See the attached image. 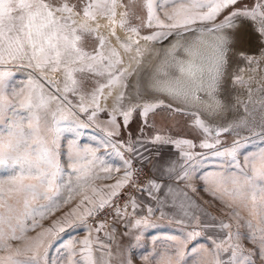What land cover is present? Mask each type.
Instances as JSON below:
<instances>
[{"label": "snow or ice", "instance_id": "1", "mask_svg": "<svg viewBox=\"0 0 264 264\" xmlns=\"http://www.w3.org/2000/svg\"><path fill=\"white\" fill-rule=\"evenodd\" d=\"M242 3L243 0H0V164L11 162L13 166L12 174L0 176V249H12L7 256H0V264H61V261L63 264H107L104 255L108 246L100 241L99 236H92L93 229L87 225V219L102 211L106 205H111L112 198L119 195L118 190L128 183L132 173L126 170L121 179L105 186L110 189L106 195L94 199L100 192L91 183L98 178L94 170L98 164L105 163L97 155L98 149L80 148L75 141H70L68 167L71 172L67 173L68 178L65 179L66 170L60 159L59 142V123L67 119V93H79V107L86 112L88 108L83 103L85 94L100 110L104 88L127 86L123 84V79L129 73L126 68L118 67L123 63L122 58L116 48L108 46V37L100 33L99 20L108 19L111 36H116V26L131 33L123 43L125 51L131 50L133 44H139V39L134 37L159 41L175 34L182 38L197 23L210 24L211 27L197 30L200 34L195 40L181 43L177 39L175 50L182 55L178 58L169 53L171 62L164 65L154 84L174 100L183 102V106L176 111L191 107L219 115L225 109L223 101L218 99L215 106L207 105L200 94L212 95L222 86L231 42L237 35L243 37V29L249 21L253 24V30L264 38V2H255L251 7L246 4L236 7ZM137 5L146 9L145 17L136 13ZM118 8L123 11L118 12ZM225 10L228 13L223 21L216 23L217 17ZM133 19L138 23L133 24ZM144 28L155 30L141 37V29ZM226 29L232 32L226 34ZM86 37L97 42L90 50L85 48ZM116 38L120 39L118 36ZM136 51L142 55L139 47ZM261 57H264V51H261ZM248 59L251 63L253 57ZM10 66L29 70L26 84L16 86L13 80L15 73ZM49 72L62 77L63 94L57 86L58 81L48 78ZM97 77L105 78L106 82L101 83ZM42 80L54 91L46 93ZM232 80L233 84L245 83L239 76H233ZM90 85L94 87L89 92ZM123 96L121 92L117 97L118 104ZM54 103L55 109L52 108ZM163 103L162 100L154 104L145 103L141 115L146 117ZM261 103L264 104V100ZM139 107L134 104L123 111L121 115L124 121L127 122L132 111ZM198 111L191 115L195 125L206 134L201 147L213 148L214 144L207 142L208 137H219L221 132H228L234 127H247L250 131L256 128L258 130L252 131V134L264 140V113L258 125L255 121L250 124L244 118L230 127L213 129L200 119ZM95 114L93 111L92 116ZM155 140L162 144H174L177 148L181 145L195 147L187 139L172 140L157 136ZM219 142L216 139V143ZM241 147V142L234 140L231 148L215 153L231 157L239 171L217 174L212 191L214 194L221 193V198L227 195L250 207L249 214L255 218V222L251 219L246 221L249 229L246 238L257 246L259 257L264 259V147L244 155L243 164L238 159ZM193 155L191 151L180 152L185 163ZM125 163L130 165L128 161ZM180 169L183 171L184 165H180ZM102 170L105 173L111 171L109 168ZM172 170L175 171L174 168ZM187 175L185 172L181 178ZM89 189L92 195L88 194ZM65 190L68 193L66 197L62 196ZM81 194L79 204L66 213L62 221H53L51 226L43 228L35 236L27 235L28 231L42 227L41 222L47 215L61 207V199L63 204H68L74 195ZM131 203L135 208L134 199ZM227 206L232 207V204L228 203ZM119 212L117 209V214ZM235 215L238 217L239 213ZM68 217L73 219L69 220ZM195 219L199 224V218ZM77 225L86 226L89 235L81 240L66 242L57 249L56 257H50L49 248L54 238L58 239L66 227ZM205 227L224 232L223 239L213 241L210 253L212 264H253V254L245 253L239 243L242 236L239 228L233 231L231 223L223 220L206 224ZM102 228L103 222H100L95 232H100ZM233 240L236 242L233 243ZM11 241L24 243L14 247ZM176 255L179 264L183 259L180 247ZM197 255L200 256L197 264H204L206 257L200 253ZM166 264H171V260Z\"/></svg>", "mask_w": 264, "mask_h": 264}, {"label": "rangeland", "instance_id": "2", "mask_svg": "<svg viewBox=\"0 0 264 264\" xmlns=\"http://www.w3.org/2000/svg\"><path fill=\"white\" fill-rule=\"evenodd\" d=\"M255 2H264V0H243V3L236 7H242L245 4L251 7ZM117 11L120 12L123 9L118 8ZM135 11L142 17L146 16V9H142L139 5ZM227 13L228 10H225L218 16L216 23L223 21ZM161 18H163L162 13ZM99 23L100 33L108 37V46L116 48L122 58L123 63L118 67L126 68L129 73L123 79V84L127 86L116 85L111 89L104 88L103 96L100 98V110L95 108L91 99L85 94L83 103L88 108L86 112L81 111L79 107L80 94L67 93L65 102L67 119L59 123L61 129L59 142L60 159L66 170L65 179L68 178L67 173L71 172L68 167L70 141H75L80 148L98 149L97 155L101 156L105 163L98 164L94 170L98 178L91 183L100 189V192L93 197L94 199H98L99 195H106L110 189L105 186L112 185L121 179L126 170L132 173L128 183L118 190L119 195L112 198L111 205H106L102 211L87 219V225L93 229L92 236H99L100 241L108 246L104 260L107 264H166L168 260H171V264H177L176 252L180 247L183 259L179 261V264H197L200 259L197 253L206 257L204 264H212L210 253L213 241L219 242L223 239L224 232L216 228L205 227V225L223 220L231 223L233 231L239 228L242 234L239 243L245 253L253 254V264H264V259L258 255L257 246L246 238L249 232L246 221L251 219L255 222V218L249 214L250 207H245L243 202L234 201L227 195L221 198V193L214 194L212 191L217 174L239 171L236 162L231 157L218 156L215 153L224 152L232 147L234 140H238L242 144L238 159L243 164L244 155L264 147V140L252 134V131L258 129L254 128L250 131L247 127H234L228 132H221L219 137L215 135L208 137L207 142L214 144L213 148L201 147L206 134L195 125L194 117L191 115L192 112L198 110L185 107L184 111H176L183 106V102L174 100L172 96L155 87L154 82L158 74L163 72L166 64L159 65L157 62H171V57H168L166 53L165 55L160 54L158 48L154 53V61L150 59V56L145 62L137 65L138 72L134 67L141 57V54L136 51L137 47L143 53L144 49L153 43L168 39L165 45L170 46L178 37L174 34L159 41H145L134 37V39H139V44H133L131 50L125 51L123 43L131 33L116 26V36H111L108 19L105 17L99 20ZM132 23L136 24L138 21L133 19ZM205 27H211V25L197 23L192 30L197 31ZM256 27L259 25L256 24ZM154 30L141 29L140 36L148 35ZM243 31V37L239 39L237 35V40L233 41L234 46L240 43V47L233 48V51L231 49L227 53V71L222 86L212 95L200 94L207 105L215 106L218 99L222 100L225 105V109L219 115H212L204 110L198 111L200 119L213 129L230 127L244 118H247L250 124L255 121L258 125L261 114L264 113V104L261 103L264 100V57H261V51H264V38L253 30L251 21L245 25ZM117 36L120 37L119 40ZM96 43L91 37H86V50L95 47ZM249 57H253L251 63H249ZM147 69L150 71H147L146 76L143 72ZM10 70L15 73L13 80L17 87L27 83L29 70L11 66ZM233 76L242 77L245 83L233 84ZM48 78L58 81L57 86L63 94L62 77L49 72ZM97 79L101 83L106 82L103 77H97ZM41 83L44 84L46 93L54 91V88H51L45 81L42 80ZM130 86L134 88V92ZM91 87L94 85H90L87 91L90 92ZM110 91L111 95H109ZM121 92L124 96L118 104L117 97ZM160 100L164 102L163 105L151 110L146 117L141 115L145 103L154 104ZM134 104L141 107L134 109L128 121L125 122L121 113ZM168 105L171 107L169 108ZM245 105L247 111H245ZM55 107L54 103L52 108L55 109ZM93 111L96 112L94 117L92 116ZM113 117H115V122H113ZM157 136L172 140L187 139L192 141L195 147L188 148L187 145H181L177 148L174 144H162L155 140ZM216 139L220 142L216 143ZM181 151H191L194 154L193 158L185 163V160L180 157ZM125 161L130 162V165ZM180 165H184L183 171ZM103 168H109L111 171L105 173ZM173 168L175 171L172 170ZM12 169L11 162L0 164V176L6 177L12 174ZM185 172L188 174L187 177L181 178L184 177ZM201 177L206 179H201ZM88 194L92 195L90 189ZM67 195L65 190L62 196ZM81 199L82 194L74 195V199L68 204H63L61 199V207L47 215L41 222L42 227L28 231L27 235L35 236L43 228L51 226L53 221H62L65 214L75 208ZM133 199L136 204L135 208L131 203ZM44 202L41 201V203ZM228 203H231L232 207H228ZM125 205H127L126 209ZM117 209L120 210L119 214H117ZM236 212L239 213L238 217L235 215ZM196 217L199 218V224H197ZM68 219L73 218L68 217ZM100 222H103V228L97 233L95 228ZM88 235L89 231L86 226L66 227V230L59 234L58 239L54 238L49 248V256L56 257L57 249L62 248L66 242L81 240ZM235 242L233 240V243ZM11 243L15 247L18 244L22 245L24 241H11ZM76 247L79 248L80 245L77 244ZM193 249L196 251L194 252ZM11 251L12 249H0V256H7ZM96 255L99 258V252ZM23 258L22 255L21 259Z\"/></svg>", "mask_w": 264, "mask_h": 264}, {"label": "bare ground", "instance_id": "3", "mask_svg": "<svg viewBox=\"0 0 264 264\" xmlns=\"http://www.w3.org/2000/svg\"><path fill=\"white\" fill-rule=\"evenodd\" d=\"M230 32H232V30L231 29H226L225 30V33L227 34V33H230ZM200 33L198 32V31H196V30H192V31H190V32H186V33H184L183 34V37L182 38H178V39H180L181 40V43H183L184 42V40H187V41H192V40H195L196 38H197V36L199 35ZM239 37V36H238ZM237 37V38H238ZM239 39H240V37H239ZM168 39H166L165 41H167ZM237 40V39H236ZM165 41H161V42H159V43H153V44H151L148 48H145L144 49V51H143V53H142V55H141V57L139 58V60L134 64V67H135V69H136V72H138L137 71V69H138V67H137V65H139V64H142L143 62H145L150 56H151V60H153L154 59V53H155V51H156V49H158L159 48V52H160V54H164L165 55V53L167 54V56L168 57H170L169 56V53H171L172 55H175V56H179V55H182L181 53H179V52H177L176 50H175V47L174 46H176V41L174 42H172V45L170 44V46H168V45H165ZM239 41V40H238ZM164 42V43H163ZM237 42V41H236ZM167 43H168V41H167ZM233 43V42H232ZM231 43V49H232V51H233V48L235 49H237L238 48V46L240 45V43H239V45L238 46H234V43L232 44ZM238 43V42H237ZM233 45V46H232ZM240 47V46H239ZM163 51H165V52H163ZM230 52V51H229ZM228 52V53H229ZM156 59H157V57H156ZM154 61V60H153ZM149 62H150V60H149ZM159 63V65H164L165 63H170V61H159V62H157V64ZM150 71V69H147V70H145L143 73H145V75L147 76V74H148V72ZM132 86V85H131ZM130 86V89L131 90H133L132 89V87ZM129 89V90H130ZM130 90V91H131ZM130 91H129V93H130ZM133 92H134V90H133ZM206 97V96H205ZM204 97V98H205Z\"/></svg>", "mask_w": 264, "mask_h": 264}]
</instances>
